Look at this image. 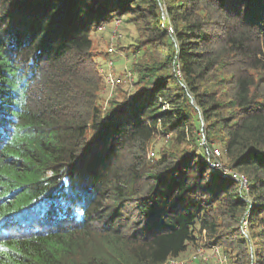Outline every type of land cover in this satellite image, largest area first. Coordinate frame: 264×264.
Here are the masks:
<instances>
[{
  "label": "trees",
  "instance_id": "1",
  "mask_svg": "<svg viewBox=\"0 0 264 264\" xmlns=\"http://www.w3.org/2000/svg\"><path fill=\"white\" fill-rule=\"evenodd\" d=\"M111 25L137 80L104 109ZM199 237L264 264V0H0V264H169Z\"/></svg>",
  "mask_w": 264,
  "mask_h": 264
},
{
  "label": "rangeland",
  "instance_id": "2",
  "mask_svg": "<svg viewBox=\"0 0 264 264\" xmlns=\"http://www.w3.org/2000/svg\"><path fill=\"white\" fill-rule=\"evenodd\" d=\"M163 10V14L164 16L166 15V11L164 10L163 7H161ZM117 25V22H116ZM116 25L114 27V25H111L109 27H107L106 31L104 32L103 30L99 31V33H97V36H101L103 39H97L96 37L92 39V54L95 55V61H96V65L98 67V69H103L106 70V66H108V63L111 62L112 64V68H111V72H113V74H115L114 76L119 77L121 75L124 74L125 72V76H124V81H126V83L122 86L123 88L120 89V91H116L113 90L110 94V92L107 95V92L104 91V89H102L101 91V104L102 107L104 109H106V105L107 102L113 97V96H123V92H129V91H133V89H135V82L137 80L136 76L134 75L132 69L134 66V61L132 62L131 59H128V55H127V50L121 51V49H119V46H128L132 43H134L136 40H138V32L136 30V28L132 27L131 25L127 26V29L122 30L123 34L119 37H114L115 34L113 33L114 29H116ZM102 29V28H101ZM104 32V33H103ZM100 37V38H101ZM140 37V36H139ZM118 40V42L114 41ZM118 38V39H117ZM140 39V38H139ZM109 47H113L114 52L112 54H109L107 52V49ZM127 72L130 73V77H127L126 74ZM122 91V92H121ZM130 92V93H131ZM166 108V106H165ZM206 137L203 135L202 136V140H201V145H206L205 143ZM168 137H164L163 139L161 138V136H157L155 137V139L152 142V149L149 152H153V154H155L159 148H163V149H170V143L168 144ZM213 149H218V146H214ZM206 152L208 154H210V149L206 148ZM150 153H148V159L153 158L154 156H150ZM219 160L221 162V164L224 166V168L226 169H230L232 170L228 165H224L222 160L219 157ZM239 173V172H237ZM244 175V174H243ZM246 176V175H245ZM247 178V177H246ZM245 200H247L249 203L251 202L250 199L248 197L245 198ZM251 206L248 209V212H246V216L249 215ZM241 226L242 228V232L245 234V237L249 239V234L246 228V221H241ZM257 233V230H254L252 232V236L255 235ZM255 246H257V244H253V242H251V244L249 245L250 247V253L253 256L254 253V249ZM203 249L205 251L209 250V245L207 244V241L203 240L202 238H198L197 242L194 243L193 245H191V247H189L187 249V251L181 255L179 257V261H184L186 263L184 264H216L214 260H209V263L207 261H202V260H194V258L196 257V254H198V250L199 249ZM195 255V256H194ZM251 256V257H252ZM228 261V260H227ZM229 264V263H228Z\"/></svg>",
  "mask_w": 264,
  "mask_h": 264
},
{
  "label": "built area",
  "instance_id": "3",
  "mask_svg": "<svg viewBox=\"0 0 264 264\" xmlns=\"http://www.w3.org/2000/svg\"><path fill=\"white\" fill-rule=\"evenodd\" d=\"M107 52L109 54H112L114 52L113 47H109L107 49ZM112 64L111 62L108 63V66H106V70L98 69L99 74L101 75L103 79L104 84V91L108 93L111 92L122 83V79L120 77L114 76L113 72H111ZM127 77H130V73L127 72ZM166 105H164L163 109ZM208 156V164L210 167L216 170H220L221 174L225 177H229L230 179L238 182L240 189L247 191L248 190V180L245 175L237 173L234 170L226 169L221 164L219 157H220V151L218 149H213L210 154L206 153ZM150 156H153V152H150ZM198 254H196V257L194 260H202L207 261L209 263V260H214L216 264H228L226 256L222 253L221 249L216 246H210L208 251H205L203 249H199ZM195 256V255H194ZM169 264H184L186 262L179 261V260H169Z\"/></svg>",
  "mask_w": 264,
  "mask_h": 264
},
{
  "label": "water",
  "instance_id": "4",
  "mask_svg": "<svg viewBox=\"0 0 264 264\" xmlns=\"http://www.w3.org/2000/svg\"><path fill=\"white\" fill-rule=\"evenodd\" d=\"M161 10H162V9H161ZM162 13H164L163 10H162ZM162 16H163V18H164V14H162ZM191 103H192V102H191Z\"/></svg>",
  "mask_w": 264,
  "mask_h": 264
}]
</instances>
